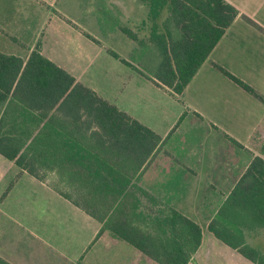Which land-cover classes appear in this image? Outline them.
I'll use <instances>...</instances> for the list:
<instances>
[{"label": "trees", "instance_id": "16d2710c", "mask_svg": "<svg viewBox=\"0 0 264 264\" xmlns=\"http://www.w3.org/2000/svg\"><path fill=\"white\" fill-rule=\"evenodd\" d=\"M142 1L149 7L147 35L122 28L145 53L144 72L138 71L155 86L180 94L237 10L226 0ZM160 141L152 129L44 57L38 43L26 58L0 51V155L38 180L53 175L49 186L100 224L93 241L107 231L158 264H187L201 242L199 225L137 185ZM259 227H264V159L255 156L207 229L249 261L264 264V235L257 236V245L246 239L247 231Z\"/></svg>", "mask_w": 264, "mask_h": 264}, {"label": "crops", "instance_id": "0c3cea01", "mask_svg": "<svg viewBox=\"0 0 264 264\" xmlns=\"http://www.w3.org/2000/svg\"><path fill=\"white\" fill-rule=\"evenodd\" d=\"M42 1L49 7V11L52 3L48 4L49 0ZM226 1L236 8L237 15L180 94L174 95L171 90L159 88L144 78L157 91L163 93L161 95L165 100L164 103L160 101V105L169 109L170 114L153 120L151 125H146L160 136L161 141L141 171L137 185L147 191L155 202L173 208L199 225L201 242L187 264H194L195 257L206 239L205 231H208L209 221L252 159L255 156L264 159V66L257 64V59L253 58L254 50L264 53V0H247L245 7L230 0ZM130 4L131 8H128ZM0 5L4 3L0 2ZM114 5L123 20L119 26L120 31L126 37L128 36L122 28L130 26L133 29H129L139 36L147 35L150 24L149 7L144 1L116 0ZM2 28L0 26V32H4ZM238 28L241 35L236 37L235 29ZM73 33L75 34L74 31ZM78 35L82 36L79 32ZM233 39L241 42L238 48L231 47ZM7 43L0 41L1 52L23 58H26L38 43V49L44 57L64 68L77 81L72 69L47 56L49 53H45L43 45L39 42L27 47L24 55H18ZM109 50L106 49L107 52ZM235 50L245 54V62ZM230 54L233 61L245 69V78L229 67ZM88 56L82 53L78 57L83 60ZM124 60L129 63L128 67L134 66L129 59ZM222 69L247 84L252 92L230 79ZM217 72L259 101V108L255 110H252V105L249 104L251 123L246 128L244 138L221 127L214 117L208 116L199 107L202 106L199 100L212 99L220 106L221 112H226L227 107L223 106L221 101L226 98L231 100V97L226 95L231 89L223 82H214L219 80ZM138 77L142 78L139 73ZM210 77L212 82L205 79ZM193 93L196 95H192ZM133 118L139 121L136 117ZM184 123H189V127L185 128ZM52 178L53 175L50 174L47 181L38 180L0 155V260L4 264H81L82 259L90 257L89 250L99 243L100 258L96 259L101 264H158L129 243L114 238L107 231L93 241L100 224L56 193L48 183ZM90 219H93L95 224ZM77 222H80L81 228H89L84 243L79 246L75 237V234L80 236L76 229ZM79 230L81 232L82 229ZM259 235H264V227L247 231L246 239L251 245H257L259 241L256 238ZM53 257L57 260H53ZM89 263H92V260Z\"/></svg>", "mask_w": 264, "mask_h": 264}, {"label": "rangeland", "instance_id": "374dc122", "mask_svg": "<svg viewBox=\"0 0 264 264\" xmlns=\"http://www.w3.org/2000/svg\"><path fill=\"white\" fill-rule=\"evenodd\" d=\"M230 1L241 7L248 4L247 0ZM0 2L4 3L0 5L3 9L0 10V26L4 31L0 32V41L8 42L7 44L13 47V51H17L18 55H24L27 47L39 42L43 45L45 53H49L47 56L72 69L77 81L94 88L100 97L114 103L130 116L136 117L142 124L151 125L153 120H159L160 117L170 114L169 109L160 105L165 100L161 95L163 93L144 80L146 77L138 71L140 69L144 72L141 67L147 63L145 53L120 31L119 26L123 20L114 7L116 0H49L47 3H52L49 11H47L49 7L42 0H0ZM127 7L131 8V4ZM78 32L82 36L78 35ZM240 35V28L235 29V36ZM240 44L238 39H233L231 47L238 48ZM106 49L114 51L123 59H129L134 68L116 59ZM235 51L245 62V54L240 53L239 50ZM82 53L89 56L81 60L78 56ZM256 54L258 56L255 57ZM229 57H231L228 60L229 67L245 78V69L233 61L232 54ZM253 58L257 59V64L264 66L263 52L254 50ZM78 62L81 63L79 67ZM138 73L142 78L138 77ZM217 76L219 80L214 82H223L231 89L226 94L231 100L226 98L221 101L222 105L227 107L226 112H221L220 106L212 99L199 100L202 105L199 107L205 114L214 117L213 119H216L221 127L244 138L246 128L251 123L248 113L249 104L251 103L252 110H255L259 108V101L221 73L217 72ZM205 79L208 82L213 81L211 77ZM189 125L184 123L185 128ZM90 220L95 224L93 219ZM76 229L80 235L75 234L79 246L84 243L89 228L85 230L80 227V222H77ZM79 229H82L81 232ZM205 232L206 239L201 251L195 257L194 264H253L244 259L240 253L224 245L210 232ZM100 244L89 250L90 257L82 259L81 264H96L95 262L101 264L96 259L100 258ZM53 260L57 258L53 257ZM91 260L92 263H89Z\"/></svg>", "mask_w": 264, "mask_h": 264}]
</instances>
